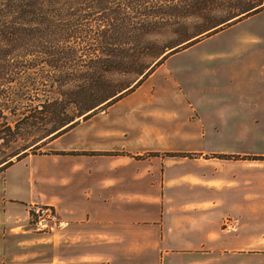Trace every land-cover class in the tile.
Segmentation results:
<instances>
[{
	"label": "crops",
	"instance_id": "0c3cea01",
	"mask_svg": "<svg viewBox=\"0 0 264 264\" xmlns=\"http://www.w3.org/2000/svg\"><path fill=\"white\" fill-rule=\"evenodd\" d=\"M261 13L172 49L149 92L0 169V264H246L248 213L264 218V31L204 41ZM35 199L59 225L36 229ZM41 242L50 256L32 259Z\"/></svg>",
	"mask_w": 264,
	"mask_h": 264
},
{
	"label": "rangeland",
	"instance_id": "374dc122",
	"mask_svg": "<svg viewBox=\"0 0 264 264\" xmlns=\"http://www.w3.org/2000/svg\"><path fill=\"white\" fill-rule=\"evenodd\" d=\"M48 8L58 10V14L50 16L49 34L39 33L42 36L33 35L25 40L36 43V51L24 52L27 47L24 39L20 40L21 46H11L0 37V75L17 77L15 73L24 69L34 78L31 82L0 78V97L10 87L22 86L23 95L28 97L21 100L20 109L23 113L31 111L32 115L29 123L15 128L17 134L13 141L5 143L0 138V161L37 141L26 149L27 154L50 152L53 134H47L55 125L62 119L74 118L85 105L99 103L109 92L118 94L98 105L94 114L106 112L119 99L124 100L116 108L126 107L133 94L149 92L145 90L147 87L137 86L139 81L147 79L172 49L185 48L228 28L235 19L264 12V0H59ZM5 11L7 0H0V14ZM235 14L238 16L233 18ZM58 24L65 25V29L54 35L52 31H58ZM263 24L264 13H261L204 43L227 46L233 43L231 35L264 31ZM19 60L21 63H17ZM57 62L58 69H55L53 63ZM162 75L158 72L145 82V85L155 82L156 94H159ZM82 93H92V96L86 99ZM126 95L131 96L125 98ZM147 103H155V99ZM6 113L11 119L24 117L23 114L13 116L9 110ZM2 121L0 118V125ZM261 142L260 149L264 150V139ZM257 219L252 221L248 213L246 264H264V218ZM25 228L29 230L26 235L39 236L30 227ZM37 245L33 246L30 257L48 258L50 246L43 242Z\"/></svg>",
	"mask_w": 264,
	"mask_h": 264
},
{
	"label": "trees",
	"instance_id": "16d2710c",
	"mask_svg": "<svg viewBox=\"0 0 264 264\" xmlns=\"http://www.w3.org/2000/svg\"><path fill=\"white\" fill-rule=\"evenodd\" d=\"M57 2H59V0H7V11H5L3 14H0V37L4 38V40L11 46H17V45L21 46L20 40L24 39L23 43L27 47L25 48V51L24 49H19V50H22L24 52L36 51L38 48V45L36 43H31L25 40L31 39L33 35L42 36V35L49 34L48 31L52 27L50 16L56 14L58 10L53 11L49 9L48 7L51 5H55ZM248 10L250 9L247 8V11ZM236 16L238 15L235 14L233 18ZM238 20L240 19H235L234 22ZM56 29L58 31L56 32L52 31L54 35H56L57 32L60 33L62 30H64L65 25L58 24L56 25ZM39 33H41L42 35H40ZM46 43L47 41L43 42L44 45ZM0 45H1V42H0ZM16 50H17L16 48H13V51H16ZM22 60L27 63L26 60L24 59ZM17 63H21V60L17 61ZM53 64H54V68L58 69V67L56 66L58 62L53 63ZM15 74L17 75V77L15 76L10 77V76H7L6 74H1L0 78L3 79V81H9V82H20L22 80H27L28 82H31L34 80L33 76L30 77L26 73V70L24 69L20 70L19 72ZM25 88L28 89L29 87H25ZM21 89H22V86L21 88L10 87V91L4 92L3 94H1V97H0V118L3 119L2 125H0V138L3 139L5 143L13 141L14 137H16V134H17V132L15 131V128H19L21 123L22 124L29 123L30 122L29 120L32 117L31 111L30 113H23L20 109V106L22 105L21 100L25 97H28L27 95H23L24 93H22ZM85 90L86 88L84 89V91ZM109 93L110 94L105 99L100 100L99 103L95 105H91V104L85 105L84 108H81V111L74 118H71L67 121L65 119H62L58 124L55 125V127L53 128L54 130L50 131L47 134V136H50L53 134L52 135L53 138L57 137L68 127L78 124L80 122L81 117H83V119L89 118L91 114H94V109L98 105L106 102L108 99L118 94V93L115 94L112 92H109ZM82 94L86 96V99L92 96V93H82ZM31 98H34V96L31 95ZM7 110H9V113L13 116L23 114L24 117L19 118V119H11L7 117V113H6ZM1 128L3 129L1 130ZM42 139L43 138H41L40 140ZM33 145H30V146L28 145L24 147L22 150H19L12 154L7 155L5 159H2L0 161V169L4 168L5 166L13 162V160H11L13 157L17 156L16 158H20L21 156L26 155L28 153L26 149H28L29 147Z\"/></svg>",
	"mask_w": 264,
	"mask_h": 264
},
{
	"label": "built area",
	"instance_id": "2783aa9c",
	"mask_svg": "<svg viewBox=\"0 0 264 264\" xmlns=\"http://www.w3.org/2000/svg\"><path fill=\"white\" fill-rule=\"evenodd\" d=\"M28 214L38 231H47L60 224L56 209L53 205L32 201L27 206Z\"/></svg>",
	"mask_w": 264,
	"mask_h": 264
}]
</instances>
